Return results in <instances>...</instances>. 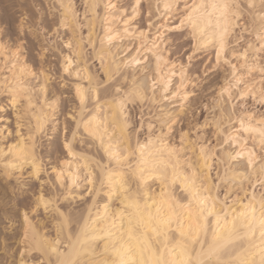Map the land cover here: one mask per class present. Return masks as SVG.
<instances>
[{
    "label": "snow or ice",
    "instance_id": "snow-or-ice-1",
    "mask_svg": "<svg viewBox=\"0 0 264 264\" xmlns=\"http://www.w3.org/2000/svg\"><path fill=\"white\" fill-rule=\"evenodd\" d=\"M0 186L12 264H264V0H0Z\"/></svg>",
    "mask_w": 264,
    "mask_h": 264
},
{
    "label": "rangeland",
    "instance_id": "rangeland-1",
    "mask_svg": "<svg viewBox=\"0 0 264 264\" xmlns=\"http://www.w3.org/2000/svg\"><path fill=\"white\" fill-rule=\"evenodd\" d=\"M193 74H195V73H193ZM137 119H139L138 114H137ZM3 192H4L3 186H0V195H2ZM23 207H24L23 200H21V203H20L19 207L17 206V201L16 200H13L11 202L10 206H9L10 211H11L12 214H17L19 211H22ZM0 215H3V214L0 213ZM42 217H43V213L41 212L39 215H34L33 216V219H34L33 221L34 222H38V223L42 222L41 226L43 225L42 227L45 228V231L52 230L51 222L46 223L44 220H41ZM18 229H19V227H17L16 233H7V234H5L3 232V221L0 220V243H2V240L5 239V235H7V241L4 240L5 241L4 243L6 245L5 247H7V249H12V250L14 249V247H15V245H14V243H15L14 240L15 239L14 238L16 237V234H18V232H19ZM0 246H1V244H0ZM5 259H6V254L3 251L0 250V264H4Z\"/></svg>",
    "mask_w": 264,
    "mask_h": 264
},
{
    "label": "bare ground",
    "instance_id": "bare-ground-1",
    "mask_svg": "<svg viewBox=\"0 0 264 264\" xmlns=\"http://www.w3.org/2000/svg\"><path fill=\"white\" fill-rule=\"evenodd\" d=\"M189 3H191V0H188ZM178 3L180 4V7H181V10L183 9V6H184V0H178ZM171 25H169V29H171ZM147 115V113H146ZM34 220V219H33ZM33 223L36 225V227L40 230L41 233H44L45 232V228H43L41 226V223H38V222H34ZM51 226H52V229H53V223H51ZM19 230V229H18ZM54 234V232H53ZM18 235H19V232L18 234H16V237L14 238V245L16 246V240L18 239ZM65 235L67 236V233H65ZM5 240V239H4ZM2 240V243L1 246H0V250L3 251L5 254H6V259H5V262L4 264H12V260H13V253H12V249H7V247H5V241ZM15 248V247H14ZM27 264H36V261L33 260L32 258H29L28 261H27Z\"/></svg>",
    "mask_w": 264,
    "mask_h": 264
}]
</instances>
